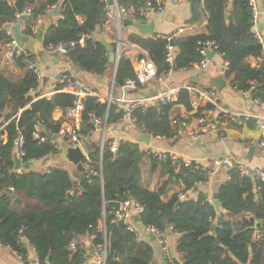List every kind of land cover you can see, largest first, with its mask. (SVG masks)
I'll return each instance as SVG.
<instances>
[{
	"label": "trees",
	"instance_id": "16d2710c",
	"mask_svg": "<svg viewBox=\"0 0 264 264\" xmlns=\"http://www.w3.org/2000/svg\"><path fill=\"white\" fill-rule=\"evenodd\" d=\"M147 1L118 0L133 10ZM55 5L61 6V11L55 22L45 25L42 47L48 52L47 46L51 44L76 42L65 54L67 60L84 71L105 74L113 64L97 34L99 29L104 32L108 20L103 0H0V27L7 30L20 22L24 35L36 37L38 22H45L51 14L49 9ZM29 7L32 11L25 19L23 16L18 19L17 14ZM202 12L206 21L204 33L170 40L177 48L176 70L199 67L202 56L197 49L198 41L214 40L218 53L228 63L225 75L233 87L250 90L253 97L264 99V47L253 32L254 11L249 0H203ZM142 21L146 22L147 18ZM85 35L89 37L80 44ZM128 41L148 52L159 76L170 70L165 60L168 38L137 32L130 33ZM9 42L6 33L1 32L0 45ZM112 45L115 51L116 43ZM16 64L26 71L21 78L0 71V127L7 123L1 130L2 135L7 134V140L0 136V241L3 245L16 250L24 259L33 249L42 264H84L89 251L82 238L89 236L93 248L107 243L106 264H154L150 242L140 239L122 221L114 222V210L107 206L108 201L130 200L144 206L140 214L144 227L155 228L166 236L169 231L179 234L177 251L184 264H264V240L256 238V229L264 231V183L250 173L241 176L235 162L228 170L229 177L218 189L220 212L198 190L201 183L208 181L209 169L196 167L195 162L191 165L180 162L176 169L171 159L163 163L149 157L152 170L162 166L172 180L183 183L185 191L196 190L197 199L188 196L181 200L175 193L165 200L169 180L156 191L144 187L141 165L147 155L138 142L131 140H120L115 151L111 149V140L105 142L103 152L99 146L90 149V162L86 157L83 159L88 169L76 177L62 165L44 171L28 168L18 174L14 159L17 139L23 138L25 163L59 153L60 147L50 139L42 142L35 138V125H41L43 135L48 136L49 131L57 136L64 120H54V110L72 107L76 97L67 92H57L50 98L29 96L41 83L23 58H18ZM135 75L131 58L123 52L117 65L115 87L124 86L126 79ZM252 84H256L254 90L250 89ZM63 88L64 84L59 82L56 89ZM83 103V133L95 129L94 116L107 125L123 118V112L114 104L108 107L92 96H87ZM176 105L193 109L187 90L181 91L175 103L136 111L137 127L156 135H173L171 114ZM202 110L198 109V116ZM104 216L102 228L100 221ZM256 220H259L257 227ZM213 225L217 226L215 232ZM73 242L76 250L70 249Z\"/></svg>",
	"mask_w": 264,
	"mask_h": 264
},
{
	"label": "crops",
	"instance_id": "0c3cea01",
	"mask_svg": "<svg viewBox=\"0 0 264 264\" xmlns=\"http://www.w3.org/2000/svg\"><path fill=\"white\" fill-rule=\"evenodd\" d=\"M190 1L191 0H164V11L148 13L146 22H154V33L169 35L175 32L181 25L185 24V20L190 18ZM255 1L259 13L256 21V32L259 33L264 39V0ZM58 17L59 15L54 16L51 11V14L46 16L45 22H41L40 20L36 37L39 33L40 25L42 23H45L46 25L50 22H55ZM203 20L204 16L202 12V18L200 21ZM253 31H255V29H253ZM125 32V44L123 47V52H125L131 58L133 66L136 67L138 57L143 53V51L145 52L146 50L142 49L137 44H133L128 41V36L130 33H137L132 27H126ZM112 33V29L108 31V38L109 36L110 38L112 37ZM103 35H105V32H103ZM36 37H28L27 43L25 44L26 49L30 52H34V44L37 41ZM8 49L9 44L0 45V71L6 72L7 74H12L15 78H21L26 72L25 69L17 65L16 62L14 66H9L6 64L5 56ZM59 55L61 54L51 53L50 51L46 52L44 49L43 57H37L39 66L44 71L45 77L47 76L49 80L45 85L42 81L40 88H38L37 91H33L34 95L32 97H35L36 99L41 97L50 98L57 92H66L62 89H56L59 82L62 80L59 79V75L66 71H70L71 73L68 75V77L73 78L79 83L86 84L91 88L99 90L104 97L110 93L112 87L114 88L115 95L125 101L139 95L146 96L150 90L152 91V95L157 91V88L153 83L141 88L140 92H132L133 90L126 89L124 86L116 88V74L114 64L108 68V71L105 74L96 75L94 73L82 70L80 67L67 60L66 55H64V58H61ZM225 71L226 62L221 55L215 54L210 60L207 69L202 70L200 67H196L193 70H174L169 76H167L165 81L160 84V87L165 89L169 86L186 83L192 84V82H195L197 84L195 86L209 90L212 89V86L210 85L207 73L211 76H222L226 80V86L221 91L216 90L215 88L214 89L218 93L219 104L224 110L253 115L263 113L264 106L255 103L249 92L236 90L233 87L231 79L226 77ZM70 92L68 91L67 93ZM191 100L197 102L195 105H192L193 109L188 110L184 105H176L171 114V120L177 119L186 122L189 128L193 129L198 125L197 119L200 116H198V109L202 108L203 113L206 109L207 102L199 96H196L194 99L191 98ZM53 118L54 120L63 119L64 123L77 124L81 127V129L83 126L82 118L81 120L69 118L67 115V109L64 110L62 108H56L53 113ZM106 126L105 134H103V129H96L87 140L80 142V146L86 155H88L90 149L98 146L100 147V143H102L103 139L106 141L111 140V143H113L115 147L118 146V142L120 140L136 141L140 144L141 148L146 145L138 141L140 134L143 133L142 129L140 130L137 127L136 122H134L128 116L122 118L116 124L107 125L106 123ZM2 138L4 141H6L7 134H3ZM261 138V131L253 121H242L240 124L224 121L219 124L218 129L213 131L209 137L202 138L200 146L190 145L193 144L195 140L191 141L187 138L177 139L178 142L175 145H170L169 142L164 140L152 139V145L174 154L177 157L175 162L176 169L180 164L178 160L181 158V162H195L202 167L211 170L212 174L209 175L208 181L201 183L198 187V190L205 194L212 202L213 196L215 193H218L220 185L227 180L229 176L228 170L230 168V165L215 166L214 160L230 156L232 165L234 162L236 163L241 161L248 163L252 169L259 167L264 168V148L257 145V142H259ZM57 139L60 142V152L50 155V157L46 159L33 160L29 162V169L34 171H44L51 166L62 165L69 169L71 173H74L75 167L71 163L61 158V154L64 152L66 146L73 144L69 143L66 139L62 140L59 137ZM251 148H254V152L249 158L248 156ZM16 153H18V151ZM141 167L142 185L149 190L156 191L164 184V182L169 180V187L167 188V194L164 198L165 200H168L169 197L175 193L179 194L185 191V186L183 183L181 181L177 182L175 178L172 180V178L169 176V173H166L162 166L152 170V163L149 157H144ZM188 196L190 198L197 199L198 193L196 190L195 192L191 191L187 194V197ZM242 217L243 215L235 218L238 220ZM100 226H102V228L105 227V216L102 221H100ZM137 228L140 229V239L148 241L152 245L154 250V264H174L164 256L157 236L151 240V234H154L153 232L138 226ZM166 237L167 245L170 248V251H173L175 256L178 259H181V255L177 251L179 234L171 232V234H167ZM82 241L87 244V249L89 251L87 256V264H92V261H95L94 257L92 256V238L87 236L82 238ZM30 254L33 255L34 250H31ZM0 264L25 263L12 252L10 247L0 245Z\"/></svg>",
	"mask_w": 264,
	"mask_h": 264
},
{
	"label": "built area",
	"instance_id": "2783aa9c",
	"mask_svg": "<svg viewBox=\"0 0 264 264\" xmlns=\"http://www.w3.org/2000/svg\"><path fill=\"white\" fill-rule=\"evenodd\" d=\"M106 4V10L108 13V20L105 25V35L108 38V31L112 29V37L108 38L110 42L116 43V50L117 53V59L119 60L121 58V55L123 53V46L125 44V41H123V35L125 28L123 25V20L125 18L131 19L133 21H142L143 18L148 16V13L150 12H163L164 11V0H148L145 5H140L135 10L126 7L125 5H122L118 2V0H103ZM112 1V3H110ZM250 5L253 8L254 14H253V29H255V34L259 42L263 45L264 39L263 37L256 32V21L258 17V9L256 5L255 0H249ZM57 5L53 6L51 9H49V12L52 11L54 8H56ZM32 11V8L29 7L26 9L25 12L21 14H17V18L21 19L22 16L29 14ZM78 20L80 22H83V19L81 17H78ZM143 22V21H142ZM205 21H198L194 24H183L181 25L175 32L169 34V35H163L159 34L160 36L164 38H168L169 44L166 47V62L170 65V70L166 72L165 74L158 75L157 73V67L148 54V52H144L138 57L136 62L135 70V77L134 78H128L125 81L124 87L129 90H133L136 92H140L141 88L153 83L155 84L157 91L152 96H145V95H139L135 96L133 98L122 100L118 98L115 95L114 88L112 87L110 93L104 97L102 93L94 88H91L90 86L86 84L79 83L75 81L71 77H64L60 81L62 84H64V88L62 90L66 92H70L76 97V100L74 102V105L70 108H67V115L69 118L75 119V120H81L82 118V112L84 110V103L83 100L87 96H92L95 98H98V100L102 103H106L108 107L110 105L114 104L117 106V110L119 112H123V118L124 117H130L134 122H136V119L134 117V113L138 110H141L142 112L146 111L149 107L155 106V107H161L165 106L169 103H175L179 100L180 94L182 90H187L190 93L191 98H196V96H199L200 98L204 99L207 102L206 109L203 113L198 117L197 122L198 125L195 128H189L188 124L186 122L174 119L171 120L174 133L173 135L166 136V135H156L150 131L142 130L143 132H149L152 135V139H158V140H164L166 142H172L179 138H187L191 141L196 140L198 138L203 137H209L213 131L218 129L219 124H221L224 121H230L234 124H240L242 121H253L255 122L256 126L261 131V140L257 142V145L264 148V112L261 114H243L238 112H229L227 110H224L218 100V93L217 91L212 88L209 90H206L204 88L197 87L191 83L181 84V85H174L169 86L163 89L160 87V84L165 81L167 76H169L174 70L173 66L175 65V58L177 54V48L175 45H173L170 40L177 37L182 36H197L205 32L204 26ZM39 29V22L36 26L35 32H37ZM5 32L6 36L9 39V49L6 52V64L9 66H14L16 60L18 58H23L24 61L27 64V67L32 70L39 81V83H42L43 78L45 76L44 71L38 64V59L35 57H32V53L26 49L25 46H21L12 31V28L5 30L4 28L0 27V33ZM89 35H85L81 38L79 41L80 44H84V41L86 38H88ZM76 42H70V43H59V44H51L47 46V50L51 53L55 54H61L65 55L69 52V50L75 46ZM198 52L202 56V60L200 62V68L202 70L207 69L208 65L210 63V60L208 58V51H212L215 54L221 55L218 53V45L214 40H199L198 41ZM213 55V56H214ZM222 56V55H221ZM228 68V63L226 62V69ZM256 88V84H252L250 89L254 90ZM246 92H249L251 94V91L248 90ZM252 96V94H251ZM253 101L257 104H261L264 106V99L260 97H253ZM197 102L191 100V104L195 105ZM7 123L5 122L0 127V136H3L1 134V130L5 127ZM94 126L95 129L91 133H83L82 129L77 124H71V123H63L61 126L57 136L55 138H49L46 135L42 134V129L40 124L35 125V138L39 139L40 141H46L47 139H50L53 144L60 147V142L57 139L58 137L60 139H66L69 143H72L73 145L79 144L81 141L87 140L91 134L96 130L103 129V134L106 132V121H103L100 118H97L94 116ZM52 136H54L52 134ZM20 141L17 144L18 148V157L22 161V165L25 163L23 161V156L25 155V152L22 149L23 146V138L19 137ZM105 139L102 140L100 150L103 152ZM112 151L116 150V147L113 143L110 142ZM142 150L146 153L147 157H151L154 159H157L160 162H166L167 160L171 159L173 163L176 162L177 157L168 152L167 150L161 149L154 145H144L142 147ZM53 155V154H52ZM50 157V156H49ZM86 158L90 162L89 156L86 155ZM186 165H191L192 162H186ZM196 167H200L198 163H195ZM241 176H244L246 174L250 173V170L252 169L248 163L245 162H236L235 163ZM85 165V164H84ZM215 166H222V165H232V160L230 156H226L223 158L215 159L214 160ZM88 169V166L85 165ZM54 167V166H51ZM49 167V168H51ZM49 168L47 170H49ZM24 167L21 166L20 168H15V171L18 174H22L24 172ZM87 171V170H86ZM208 174L211 175V170H208ZM253 175L255 178L262 183H264V168H253ZM229 177V176H228ZM10 191H14L13 187H9ZM192 189H188L184 192H181L178 194V197L183 200L187 198V194L191 192ZM144 211V206L137 202H131L130 200H127L125 203H121V208L119 210H114V222L122 221L127 225V228L135 232L138 236L140 234V229L137 228L134 216L140 215ZM146 230L153 232L156 234L158 241L161 245L162 252L164 256L170 261L173 262V257L170 251V248L167 245V237L165 234L160 233L157 229L151 228V227H145ZM256 238L260 240H264V231H258L256 229ZM0 245H3L0 241ZM14 254H16L25 264H42L34 252V254L27 255L26 259H24L16 250H13L10 248ZM71 250H76V243L73 242L70 245ZM33 250V249H32ZM92 256L94 257L96 264H106V258H107V243H105L102 246L96 247L92 249ZM87 258L84 264H87ZM181 264H184L183 259H179Z\"/></svg>",
	"mask_w": 264,
	"mask_h": 264
},
{
	"label": "water",
	"instance_id": "95a60500",
	"mask_svg": "<svg viewBox=\"0 0 264 264\" xmlns=\"http://www.w3.org/2000/svg\"><path fill=\"white\" fill-rule=\"evenodd\" d=\"M9 2H11L12 0H8ZM110 3H112V1H110ZM190 6H191V16L190 18H188L187 20H185V24H194L198 21L201 20L202 18V7H203V0H191L190 1ZM61 11V6H57L56 8H54L52 10V14L54 16H58L60 14ZM25 15L23 16V19H25ZM123 25L124 27H132L136 32H138L139 34L142 35H152L154 34V22H142V21H133L131 19H127L125 18L123 20ZM12 31L13 34L17 40V42L21 45V46H25V44L27 43L28 40V36L24 35L22 33V23L18 22L16 24H14L12 27ZM44 31H45V23H42L40 25V30L39 33L36 37L37 41L34 44V53L37 55V57L42 58L44 55V49L42 48V42H43V37H44ZM255 33V31H253ZM97 34L100 35V42L105 46L108 54H109V62L111 64H114L115 66V74H116V70H117V65L119 60L117 59V53L114 51V47L112 45V43L110 42V40H108V38L103 35V31L101 29H99L97 31ZM208 58L212 59L214 53L212 51H208ZM173 70H176V66H173ZM70 71H66V72H62L59 75V79H62L68 75H70ZM207 76L209 77V81H210V85L212 86V88H215L216 90H223L224 87L226 86V80L224 79V77L222 76H211L207 73ZM49 78L46 76H44L43 78V84L45 85L48 82ZM134 92V91H132ZM34 92H30L29 96H33ZM152 95V91L150 90L148 94H146V96H151ZM47 135L49 138H55V136H52L51 132H47ZM20 141V138L17 139L16 143H18ZM139 142H142L146 145H151L152 144V135L149 132H143L142 134H140L139 138H138ZM178 142V140H174L172 142H169L170 145H175ZM202 142V138H198L197 140H195V142H193V146H200ZM254 152V148H251L250 152H249V158L251 157V155ZM86 156L84 150L82 149V147L79 144H75V145H67L64 152L61 154V158L69 163H71L74 167V173L73 175L76 177L78 176L80 173L85 172L87 170L86 166L84 165L83 159ZM14 159H15V168H20L21 166H23L24 168L28 169L30 167V163H24L22 165V161L20 160V158L18 157V154L16 153L14 155ZM181 158H179L178 162H181ZM250 173H253V170H250ZM15 196V194H13ZM212 203L215 207V209L220 212L221 211V206H220V200H219V194L215 193L213 196V200ZM107 206L109 208H111L112 210H119L121 208V202L119 201H108L107 202ZM134 221L136 222L137 226L140 228H145L144 225L142 224L141 221V217L140 215H135L134 216ZM259 223V220L255 221V227H257ZM216 225H213V232H215L216 230ZM168 234H171V231L168 232ZM22 236H24V232L22 233ZM156 237V235L151 234V240H153ZM172 257H173V263L174 264H181V262L179 261V259L175 256V253L173 251H171ZM92 264H96V261H92Z\"/></svg>",
	"mask_w": 264,
	"mask_h": 264
},
{
	"label": "rangeland",
	"instance_id": "374dc122",
	"mask_svg": "<svg viewBox=\"0 0 264 264\" xmlns=\"http://www.w3.org/2000/svg\"><path fill=\"white\" fill-rule=\"evenodd\" d=\"M123 31L125 32V28L123 29ZM157 31V30H155ZM126 33V32H125ZM125 40V36L123 35V41ZM124 47V46H123ZM61 58H64L65 56L64 55H59Z\"/></svg>",
	"mask_w": 264,
	"mask_h": 264
},
{
	"label": "bare ground",
	"instance_id": "6f19581e",
	"mask_svg": "<svg viewBox=\"0 0 264 264\" xmlns=\"http://www.w3.org/2000/svg\"><path fill=\"white\" fill-rule=\"evenodd\" d=\"M86 154V153H85ZM86 157V156H85ZM231 166V165H230ZM26 169V168H25ZM253 170V169H252ZM250 174H253V173H250ZM136 223V222H135Z\"/></svg>",
	"mask_w": 264,
	"mask_h": 264
}]
</instances>
